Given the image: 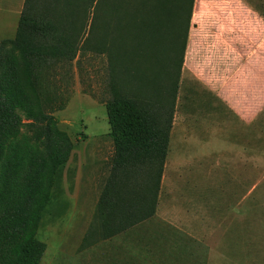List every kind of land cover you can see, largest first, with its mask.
<instances>
[{
  "label": "rangeland",
  "instance_id": "rangeland-1",
  "mask_svg": "<svg viewBox=\"0 0 264 264\" xmlns=\"http://www.w3.org/2000/svg\"><path fill=\"white\" fill-rule=\"evenodd\" d=\"M107 64L77 57L54 112L74 147L42 213L40 264H264V0H195L154 213L82 246L111 175Z\"/></svg>",
  "mask_w": 264,
  "mask_h": 264
},
{
  "label": "trees",
  "instance_id": "trees-1",
  "mask_svg": "<svg viewBox=\"0 0 264 264\" xmlns=\"http://www.w3.org/2000/svg\"><path fill=\"white\" fill-rule=\"evenodd\" d=\"M194 2L24 0L14 36L0 40V264H40L45 252L40 220L74 147L54 112L68 102L80 56L107 59L113 140L82 246L154 213Z\"/></svg>",
  "mask_w": 264,
  "mask_h": 264
},
{
  "label": "crops",
  "instance_id": "crops-1",
  "mask_svg": "<svg viewBox=\"0 0 264 264\" xmlns=\"http://www.w3.org/2000/svg\"><path fill=\"white\" fill-rule=\"evenodd\" d=\"M23 2L24 0H0V15L2 14L1 20L3 22L0 23V26L7 22V20L5 21L6 14L11 13L12 11L17 10L18 8L22 9Z\"/></svg>",
  "mask_w": 264,
  "mask_h": 264
}]
</instances>
